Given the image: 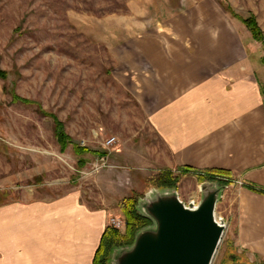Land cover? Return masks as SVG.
<instances>
[{
    "label": "rangeland",
    "instance_id": "1",
    "mask_svg": "<svg viewBox=\"0 0 264 264\" xmlns=\"http://www.w3.org/2000/svg\"><path fill=\"white\" fill-rule=\"evenodd\" d=\"M227 2L264 31V0ZM160 63L263 64L264 46L219 0H0V203L75 189L123 219L118 241L126 242L127 208L136 200L138 210L153 189L198 201L211 179L165 169L159 137L128 87L130 65ZM56 120L72 139L65 150ZM167 175L175 186L154 185ZM220 179L216 215L226 219L240 184Z\"/></svg>",
    "mask_w": 264,
    "mask_h": 264
},
{
    "label": "crops",
    "instance_id": "2",
    "mask_svg": "<svg viewBox=\"0 0 264 264\" xmlns=\"http://www.w3.org/2000/svg\"><path fill=\"white\" fill-rule=\"evenodd\" d=\"M128 72L165 169H226L240 184L213 264H264V63L133 64ZM108 209L75 189L1 202L0 264H93Z\"/></svg>",
    "mask_w": 264,
    "mask_h": 264
},
{
    "label": "water",
    "instance_id": "3",
    "mask_svg": "<svg viewBox=\"0 0 264 264\" xmlns=\"http://www.w3.org/2000/svg\"><path fill=\"white\" fill-rule=\"evenodd\" d=\"M217 183L202 182L198 201L185 202L176 189L158 188L139 199L138 210L152 224L115 250L109 264H213L227 228L224 217L216 218L225 187Z\"/></svg>",
    "mask_w": 264,
    "mask_h": 264
},
{
    "label": "trees",
    "instance_id": "4",
    "mask_svg": "<svg viewBox=\"0 0 264 264\" xmlns=\"http://www.w3.org/2000/svg\"><path fill=\"white\" fill-rule=\"evenodd\" d=\"M220 4L229 12L231 15L237 17L240 19L250 30L253 38L256 41H259L264 46V31L260 27V25L257 22L256 17L253 14H249L247 16H242L239 14L235 9L227 2V0H219ZM0 79L6 80L7 79V73L5 70H3L0 67ZM15 98H18L15 96ZM56 135L57 140L61 146L62 150H65L67 145L72 142V139L67 134V132L64 130L63 125L56 120ZM75 151L78 153H85L89 152L90 149H88L85 146L80 145H74ZM84 163V161H82ZM170 173L172 170H167ZM180 171L182 174L190 173V172H196L199 179L206 180H221L220 178H227L223 179L221 182H229L232 183V173L226 169H211L209 171H196L194 169H191L190 167H183ZM172 175V173H171ZM168 182L162 183V184H154V185H165V186H175L176 183L171 176L167 175ZM255 189V188H253ZM136 200L134 202L132 201V204L130 203V208H127V219H128V231L126 233L127 236L130 237L131 240L128 241H118L120 238L122 239L121 235L119 234V231L111 226H107V228L104 231V234L101 239V243L96 251L95 258L93 264H109L110 261V253L113 248L131 244L134 240L135 234L143 227H146L150 224H152V221L144 216L143 214L139 213V211L136 209ZM131 202V200H130ZM129 203V201H128Z\"/></svg>",
    "mask_w": 264,
    "mask_h": 264
},
{
    "label": "built area",
    "instance_id": "5",
    "mask_svg": "<svg viewBox=\"0 0 264 264\" xmlns=\"http://www.w3.org/2000/svg\"><path fill=\"white\" fill-rule=\"evenodd\" d=\"M115 142H116V136L109 137L106 141V145L108 148H111L115 144ZM102 159H104V158H102ZM218 217H221V216L216 215L217 219H218ZM108 225L113 227V228L119 229V228L124 226V221L120 217L112 215L108 219Z\"/></svg>",
    "mask_w": 264,
    "mask_h": 264
}]
</instances>
